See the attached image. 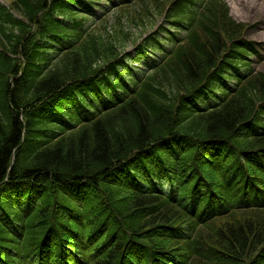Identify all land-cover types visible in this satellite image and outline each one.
Segmentation results:
<instances>
[{
    "label": "trees",
    "instance_id": "16d2710c",
    "mask_svg": "<svg viewBox=\"0 0 264 264\" xmlns=\"http://www.w3.org/2000/svg\"><path fill=\"white\" fill-rule=\"evenodd\" d=\"M13 5L27 22L0 11V264H35L44 257L41 244L48 240L56 247L46 249L51 259L71 238H97L104 244L95 262L87 257L83 264H121L127 250L142 246L157 261L169 262L173 257L168 256L183 252L193 264H253L252 255L264 252V212L240 213L208 226L212 254L205 261L199 259L202 235L175 242L169 235L183 217L163 195L125 190L112 177L133 153L171 134H182L195 145L216 139L244 150L264 149V135L237 138L242 122L261 123L256 107L264 101V72L246 75L237 92L211 111L198 113L188 105L213 71L244 61L247 50L239 40L246 25L234 20L223 0H210L192 39L135 97L56 139L47 136L55 124L39 116L34 104L55 107L50 100L68 82L86 80L111 65L131 40L121 27L113 31L114 26L103 25L79 48L49 61L45 71L41 61L48 59L37 38L64 35L55 14L65 10L50 7V0H16ZM129 13L126 9L120 17ZM19 53L24 68L17 63ZM215 85L213 79L207 90ZM196 151L189 149L177 167L196 164ZM32 194L35 201L28 205Z\"/></svg>",
    "mask_w": 264,
    "mask_h": 264
},
{
    "label": "rangeland",
    "instance_id": "374dc122",
    "mask_svg": "<svg viewBox=\"0 0 264 264\" xmlns=\"http://www.w3.org/2000/svg\"><path fill=\"white\" fill-rule=\"evenodd\" d=\"M4 4H10L13 0H0ZM231 13L240 21L255 24V28L249 33V37L261 43L260 53L262 58H258L257 66L264 70V0H227ZM152 19V18H150ZM153 22V20H151ZM150 23V22H149ZM151 25L149 24V27ZM144 26L136 28L130 25L124 33L125 39H138L142 34ZM151 28L147 29L150 30ZM146 31V30H145Z\"/></svg>",
    "mask_w": 264,
    "mask_h": 264
}]
</instances>
